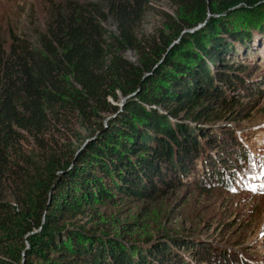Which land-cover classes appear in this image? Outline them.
Listing matches in <instances>:
<instances>
[{"label":"trees","instance_id":"obj_1","mask_svg":"<svg viewBox=\"0 0 264 264\" xmlns=\"http://www.w3.org/2000/svg\"><path fill=\"white\" fill-rule=\"evenodd\" d=\"M170 1L191 20L189 26L202 25L179 36L156 66L169 38L160 29L146 36L135 32L148 0H67L51 12L39 33V48L15 33L7 48L0 43V179L10 181L20 205L14 210L0 202V252L5 255L0 263L158 264L156 256L128 254L108 239L84 246L88 237L69 228L70 220L83 204L111 199V190L144 196L159 192L169 180L199 174L210 185L240 190L235 182L248 155L245 142L232 129L214 134L211 128L223 118L242 119L232 117L236 110L231 108L241 94L250 98L264 88V68L252 80L241 64L264 36V17L254 22L262 14L255 7L264 0ZM159 13L178 35L184 26L168 12ZM107 14L115 33L102 25ZM237 17L250 20L236 26L231 20ZM125 48L136 52L138 63L118 54ZM228 55L240 61L230 62ZM248 61L255 66L262 60ZM145 72H150L146 80L159 79L158 93L144 91ZM116 93H133L119 112L112 104ZM68 111L85 123L115 113L112 124L73 158L45 138L51 119ZM27 137L33 145L28 150L22 147ZM37 227L25 247L23 235ZM164 240L166 248L156 254L174 256L163 258L166 264L181 258L187 264L171 238ZM220 260L239 259L221 252Z\"/></svg>","mask_w":264,"mask_h":264},{"label":"rangeland","instance_id":"obj_2","mask_svg":"<svg viewBox=\"0 0 264 264\" xmlns=\"http://www.w3.org/2000/svg\"><path fill=\"white\" fill-rule=\"evenodd\" d=\"M66 1L0 0V43L7 48L11 33H15L25 36L31 46L39 48L38 36L39 33L45 31L51 12L56 5H62ZM96 1L102 3V0ZM262 6L264 3L255 7L262 11V14L256 16L255 20L253 18L254 22L264 17ZM159 10L168 12L172 20L184 26L178 35L173 34V25L170 26L164 20ZM258 10L253 13L256 14ZM249 20L237 17L232 18L231 22L237 26L239 22L241 25ZM101 21L107 32H116L114 21L109 14ZM190 21L170 0H148L135 32L138 36H146L160 29L169 38L167 47L154 66L161 62L169 48L178 41L179 36L202 25L201 21L189 26ZM263 39L264 36L256 41L254 44L256 49L247 58L248 60L260 58L264 63ZM235 46L238 47L237 43ZM117 52L125 60L138 63L136 52L130 48ZM227 57L230 62H233L234 58L236 62L233 63L236 64L240 61L237 56L228 55ZM174 59L177 60V55H174ZM248 60L241 64L247 66L244 74H250V78L254 80L264 68V64L259 62L254 63L256 64L254 66ZM149 74L150 72H145L142 77L144 91L148 94L158 93L161 83L159 79L146 80ZM132 94L121 96L116 93V100L112 101V104L116 105V112L121 110L124 102ZM241 95L242 98L231 109H235L238 113L235 114V112L232 117L243 118L240 120L223 118L212 124L211 131L216 134L219 131L234 130L235 136H239L240 141L249 144L246 147L249 155L259 157L260 152L264 153V148L260 144L264 126L259 128L264 125V88L262 92L255 93L250 98H247V93ZM230 110L227 109L225 116L231 115ZM114 114L110 113L103 118L94 117L90 123L83 122L76 113L61 114L57 120L51 119L49 133L45 135V138H49L51 143L55 142L57 147L67 151L68 157L73 158L88 141L112 124L111 118ZM32 146L31 140L27 137V141H23V149L28 150ZM11 157L13 158V155ZM72 163H69L67 169L72 166ZM196 167L198 171L199 167ZM161 170L164 172V169ZM57 173L60 174L61 170ZM201 179L205 183L201 182V185H198L197 182ZM208 180L206 177L203 179V175L200 176V174L191 178H183L179 182L169 180L164 186H160L159 192L150 194V191H146L144 196L136 197L111 190V199H100L80 206L79 212L70 220L72 223L69 224V228L73 227L72 229L86 234L88 240L83 243L84 246L88 247L89 244L98 240L108 239L116 241L119 247L128 250V254L131 250V255L139 252L145 253L149 258L156 256L158 264H166L163 258L174 257L164 255L166 251L156 254L159 248H166L164 242L168 243V241L164 239L170 238V245L175 247L189 264H222L221 252L234 253L236 259L244 256L252 260L254 264H264V191L234 190V188H227L220 184L210 185ZM0 202L8 203L14 210L20 207L13 196L10 181L7 179H0ZM38 231H40L39 227L33 228L23 235L22 240L25 247H28L29 236ZM173 241H176L177 246L172 244ZM206 244L207 251L204 248ZM128 246L134 248V251ZM186 246L192 249L184 252ZM1 253L0 257H5ZM21 253L23 254V250ZM224 257L227 259V255ZM181 259L185 262L183 258ZM183 261L172 259L174 263L169 262L170 264H184Z\"/></svg>","mask_w":264,"mask_h":264}]
</instances>
